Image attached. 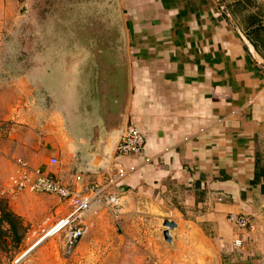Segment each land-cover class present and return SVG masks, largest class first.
<instances>
[{"label": "crops", "instance_id": "1", "mask_svg": "<svg viewBox=\"0 0 264 264\" xmlns=\"http://www.w3.org/2000/svg\"><path fill=\"white\" fill-rule=\"evenodd\" d=\"M118 4L129 74L122 131L135 127L143 135L140 154L115 155L122 132L113 124L97 152H88L91 127L113 116L117 95L72 102L74 87L56 80L59 61L47 57L34 64L33 82L0 71V197L18 158L66 184L118 166L130 171L119 186L124 237H107L114 226L101 213L71 259L48 241L31 264H264V0ZM57 92L66 94L63 102ZM52 158L60 166L52 167ZM231 216L249 225L239 229ZM166 221L176 225L169 242Z\"/></svg>", "mask_w": 264, "mask_h": 264}, {"label": "rangeland", "instance_id": "2", "mask_svg": "<svg viewBox=\"0 0 264 264\" xmlns=\"http://www.w3.org/2000/svg\"><path fill=\"white\" fill-rule=\"evenodd\" d=\"M119 24L111 7L102 6L99 0H0V71H6L10 79L25 76L27 81L33 82V73L35 70L38 71L34 64L41 57L42 47L48 44L55 48L64 47V45L73 47L84 44L87 40L90 43H112L111 41L114 40L112 29ZM115 40H121L122 43L125 40V45L127 44L126 37L123 39L118 35ZM58 79L56 78V80ZM56 96L58 103L64 101L60 100L62 97L60 92H57ZM39 151L40 154L44 153V150ZM55 159L58 162L57 165L51 163L50 165L52 167L60 166L58 159ZM21 160L36 171L42 172L26 159L22 158ZM14 165L16 172V162ZM42 173L55 177L52 174ZM96 181V176H89L84 180L85 185H92ZM72 184L68 183V185ZM26 193L16 196L8 195L9 197L6 198L7 194L4 188L3 197H0V218L5 221L0 224V264H31L34 251L48 241L60 243L61 256L67 260L71 259L76 247L94 228H91L83 238L72 244L64 237L63 230L46 237L47 234L52 233L51 228L68 215L69 205L50 195ZM34 197L38 199L33 200ZM65 205L68 211L64 215ZM57 206H62L63 212L52 216L51 213L56 210ZM41 209L46 213L43 214ZM101 213H104L105 217L100 220L108 221L114 226V231L108 229L107 237H124L123 229H121L123 213L117 221L106 211H100L97 215ZM40 214L50 215L49 219L42 223L43 220L39 218ZM97 215L93 216V222ZM12 225L15 231L12 229ZM100 235L102 236V234ZM112 262L105 263L111 264ZM90 263L104 264L95 261ZM116 263L119 264L117 261ZM120 263L148 264V260Z\"/></svg>", "mask_w": 264, "mask_h": 264}, {"label": "built area", "instance_id": "3", "mask_svg": "<svg viewBox=\"0 0 264 264\" xmlns=\"http://www.w3.org/2000/svg\"><path fill=\"white\" fill-rule=\"evenodd\" d=\"M143 148V135L135 127H129L119 141L115 155L117 157L134 156L140 154ZM15 162L16 172L6 189L7 195L16 196L25 192L50 195L69 205L68 215L46 237L63 230L64 237L72 244L83 238L93 228L92 219L98 212H108L115 221L123 213L119 186L130 173L123 167H114L105 175H100L92 185H85V179L80 175L75 177L72 185H68L60 179L36 171L21 159ZM50 163L57 165L58 162L52 158ZM230 221L239 229H246L249 225V220L244 216H231ZM236 244L239 246L240 242Z\"/></svg>", "mask_w": 264, "mask_h": 264}, {"label": "water", "instance_id": "4", "mask_svg": "<svg viewBox=\"0 0 264 264\" xmlns=\"http://www.w3.org/2000/svg\"><path fill=\"white\" fill-rule=\"evenodd\" d=\"M99 2L102 6L106 5L107 7H111L120 23L116 28L112 29L114 32V34H112L114 37V40L111 41L112 43H90V41L87 40L84 44H80L83 45L82 47L78 48L64 45V47H56L58 48L57 52L55 51L51 54V58L50 48L52 47L50 46L51 44H48L45 45L47 53L45 52L41 55V57H47L50 60L56 59L59 61L57 73L60 74V79L57 81H65L74 87V93L73 96H71L72 102L74 100L81 102L82 97H91L93 99L98 96L100 98L106 96L110 99V97L117 95L116 98H119V104L113 111V116H111V118H106L104 121L101 120V123L93 125L90 129L91 135L88 138L86 146H89L88 152L92 154L97 152L99 144L103 141V133L108 131L110 124H113L117 131L122 132L119 141L121 140L124 134L122 129L126 117L129 95L128 59L125 53V40L124 43H122L121 40H115V37H118V35L123 39L126 37L123 14L118 4V0H99ZM246 42L249 49L253 51L251 44L248 41ZM79 55L80 58L78 57ZM78 58L81 60L80 67L82 72L80 69L78 72L74 70V68L77 67L75 61ZM66 61H69V64L65 65ZM113 62H116V65L111 69ZM66 66L68 68L67 71ZM94 67L100 68V74H98L100 78H97L95 75L94 77L92 76L93 74H91V72ZM61 95L63 99V95L66 94L63 93ZM84 142H86L85 139L81 141L80 145L83 146ZM107 167L103 168L101 171L106 172ZM164 227L167 228V230L163 233V236L164 239L169 242V230L176 228V225L171 221H166Z\"/></svg>", "mask_w": 264, "mask_h": 264}, {"label": "trees", "instance_id": "5", "mask_svg": "<svg viewBox=\"0 0 264 264\" xmlns=\"http://www.w3.org/2000/svg\"><path fill=\"white\" fill-rule=\"evenodd\" d=\"M10 215H11V214H10ZM3 222H5L4 219H3V218H0V224H2ZM10 224H12V222H10ZM11 227H12V229L15 231L14 226L12 225Z\"/></svg>", "mask_w": 264, "mask_h": 264}, {"label": "bare ground", "instance_id": "6", "mask_svg": "<svg viewBox=\"0 0 264 264\" xmlns=\"http://www.w3.org/2000/svg\"><path fill=\"white\" fill-rule=\"evenodd\" d=\"M51 229H52V230H51V232H53V231L55 230V226H54V227H52Z\"/></svg>", "mask_w": 264, "mask_h": 264}]
</instances>
